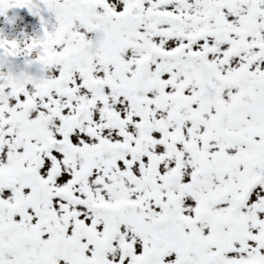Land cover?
Returning <instances> with one entry per match:
<instances>
[{
	"label": "snow or ice",
	"instance_id": "snow-or-ice-1",
	"mask_svg": "<svg viewBox=\"0 0 264 264\" xmlns=\"http://www.w3.org/2000/svg\"><path fill=\"white\" fill-rule=\"evenodd\" d=\"M0 264H264V0H0Z\"/></svg>",
	"mask_w": 264,
	"mask_h": 264
},
{
	"label": "rangeland",
	"instance_id": "rangeland-1",
	"mask_svg": "<svg viewBox=\"0 0 264 264\" xmlns=\"http://www.w3.org/2000/svg\"><path fill=\"white\" fill-rule=\"evenodd\" d=\"M8 12L9 11H7V13ZM21 19H23L22 21H24V24H20L21 23L20 22L14 28H11L10 26H8L9 24L7 26H3L2 25V20L0 19V28H3L5 33H9L11 35H16L21 30L25 31V29H27V33L31 34V32L34 29L38 28V26H39L37 18L32 16L29 12L24 14V16Z\"/></svg>",
	"mask_w": 264,
	"mask_h": 264
},
{
	"label": "flooded vegetation",
	"instance_id": "flooded-vegetation-1",
	"mask_svg": "<svg viewBox=\"0 0 264 264\" xmlns=\"http://www.w3.org/2000/svg\"><path fill=\"white\" fill-rule=\"evenodd\" d=\"M8 11L9 12L7 13V15L14 18V23L10 24L11 28H14L20 22H21L20 24H24V21H22L23 19H21V18L24 16V14L28 13L27 9H25V8H12V9H9ZM2 20H5L4 17H2ZM25 31L27 32V29H25Z\"/></svg>",
	"mask_w": 264,
	"mask_h": 264
}]
</instances>
